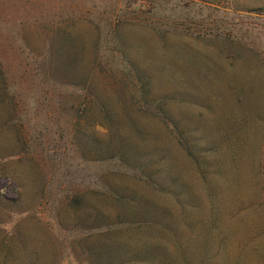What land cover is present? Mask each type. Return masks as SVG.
Masks as SVG:
<instances>
[{
    "label": "rangeland",
    "instance_id": "374dc122",
    "mask_svg": "<svg viewBox=\"0 0 264 264\" xmlns=\"http://www.w3.org/2000/svg\"><path fill=\"white\" fill-rule=\"evenodd\" d=\"M0 264H264V0H0Z\"/></svg>",
    "mask_w": 264,
    "mask_h": 264
}]
</instances>
